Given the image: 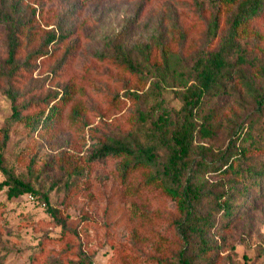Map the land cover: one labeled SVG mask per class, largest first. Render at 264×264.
<instances>
[{"label": "rangeland", "instance_id": "rangeland-1", "mask_svg": "<svg viewBox=\"0 0 264 264\" xmlns=\"http://www.w3.org/2000/svg\"><path fill=\"white\" fill-rule=\"evenodd\" d=\"M197 1L0 0V8L14 11L23 21L20 62L32 51H44L12 80L0 78V132L7 128L9 134L5 163L34 188L48 191L51 205L76 231L61 238L62 226L39 195L9 198L4 188L0 264H71L82 253L93 264H179L176 199L154 186L137 190L146 171L123 178L121 157L97 162L88 157L108 136L144 138L151 128L149 122L137 123L139 102L130 97L133 91L144 93L151 79L141 81L121 67L114 58L119 47L131 50L137 43H150L158 58L162 50L171 51L189 66L218 48L219 37L207 34L209 20L218 12L224 24L229 12L224 6L200 7ZM52 33L60 37L47 47ZM240 45V64L257 84L264 83V8L245 24ZM7 47V27L0 24V68ZM9 89L16 103L26 105L25 120L12 118ZM245 95L237 79L214 100L223 126L199 137L197 144L210 153L227 148L230 134L225 126L243 123L248 111L240 102ZM163 97L169 110L180 109L173 90L167 88ZM52 105L58 106L54 112ZM47 113L52 120L43 121ZM251 201L229 226L211 229L213 249L194 259L195 264H264V198Z\"/></svg>", "mask_w": 264, "mask_h": 264}, {"label": "trees", "instance_id": "trees-1", "mask_svg": "<svg viewBox=\"0 0 264 264\" xmlns=\"http://www.w3.org/2000/svg\"><path fill=\"white\" fill-rule=\"evenodd\" d=\"M197 2L200 7L206 4L224 6L229 12L224 24L218 12L209 20L207 34L219 37L218 48L208 55L198 56L189 66L180 55L171 51L162 50L158 58L150 43H137L131 50L119 47L114 55L115 61L139 80L151 79L144 93L133 91L130 94L139 102L137 123L149 122L151 128L144 138L108 136L88 157L90 162L121 157L119 169L123 178H129L137 170L146 171V176L136 186L137 190L139 186H154L176 199L178 217L174 223L182 246L178 251L179 264H195L194 259L204 258L213 249L208 239L211 229L217 224L229 226L245 212L244 206H252V199L264 198V83L257 84L240 64L244 58L240 45L243 28L250 18L263 10L264 0ZM0 24L7 27L8 46L0 78L12 80L16 74L27 70L30 61L40 58L44 51H32L21 63L18 58L21 45L18 34L23 26L21 17L14 11L0 8ZM58 37L60 35L56 33L49 34L47 47ZM260 74L264 78V65ZM237 79L246 91L240 102L241 109L248 114L239 127L225 126L230 134L227 148L223 152L210 153L208 147L197 144V140L223 126L221 114L218 115L219 107L213 102L222 98ZM167 88L173 90L181 102L180 109L175 112L166 106L163 94ZM7 95L13 102L12 118L25 120L22 110L26 105L16 103V94L11 89L7 90ZM62 102L61 98L57 104ZM150 102L153 104L149 109H142ZM57 107L52 105L50 111L54 112ZM50 118V113L42 115L43 121ZM8 137V129L4 128L0 132V173L4 176L0 190L6 188L9 198L27 192L39 195L55 221L62 226L60 237L74 236L75 228L68 225L51 205L49 192L34 188L6 165L4 150ZM80 172L76 171L77 174ZM71 264H93V260L82 253Z\"/></svg>", "mask_w": 264, "mask_h": 264}]
</instances>
